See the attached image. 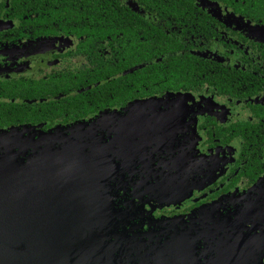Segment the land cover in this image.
<instances>
[{"label": "flooded vegetation", "instance_id": "obj_1", "mask_svg": "<svg viewBox=\"0 0 264 264\" xmlns=\"http://www.w3.org/2000/svg\"><path fill=\"white\" fill-rule=\"evenodd\" d=\"M161 1L0 0V132L108 122L115 264H264V11Z\"/></svg>", "mask_w": 264, "mask_h": 264}, {"label": "water", "instance_id": "obj_2", "mask_svg": "<svg viewBox=\"0 0 264 264\" xmlns=\"http://www.w3.org/2000/svg\"><path fill=\"white\" fill-rule=\"evenodd\" d=\"M107 123L0 132V264H115L100 243L117 228Z\"/></svg>", "mask_w": 264, "mask_h": 264}, {"label": "trees", "instance_id": "obj_3", "mask_svg": "<svg viewBox=\"0 0 264 264\" xmlns=\"http://www.w3.org/2000/svg\"><path fill=\"white\" fill-rule=\"evenodd\" d=\"M242 1H246L245 5H242V9H244L245 12H249L251 10V8H249L250 6H253L255 4H257L258 6V10L259 11H264V0H242ZM96 3H97V11H101L99 10V6L101 3H103V0H96ZM170 4V3H173L177 6H184V5H190L192 3V0H170L167 2L162 0L161 1V4L162 5H167ZM177 10H180V8H176ZM103 11V10H102Z\"/></svg>", "mask_w": 264, "mask_h": 264}]
</instances>
